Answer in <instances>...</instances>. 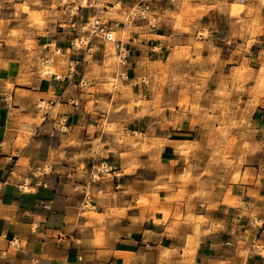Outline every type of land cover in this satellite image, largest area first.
<instances>
[{"label":"clouds","instance_id":"1","mask_svg":"<svg viewBox=\"0 0 264 264\" xmlns=\"http://www.w3.org/2000/svg\"><path fill=\"white\" fill-rule=\"evenodd\" d=\"M0 264H264V0H0Z\"/></svg>","mask_w":264,"mask_h":264}]
</instances>
